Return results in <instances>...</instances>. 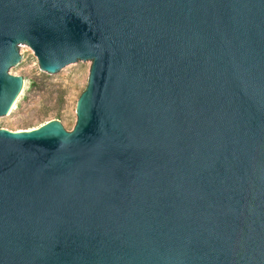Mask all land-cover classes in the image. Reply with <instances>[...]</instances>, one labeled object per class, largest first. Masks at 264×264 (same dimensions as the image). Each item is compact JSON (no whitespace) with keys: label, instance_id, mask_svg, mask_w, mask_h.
I'll return each instance as SVG.
<instances>
[{"label":"water","instance_id":"water-1","mask_svg":"<svg viewBox=\"0 0 264 264\" xmlns=\"http://www.w3.org/2000/svg\"><path fill=\"white\" fill-rule=\"evenodd\" d=\"M21 44L91 65L0 128V264H264V0H0V117Z\"/></svg>","mask_w":264,"mask_h":264},{"label":"rangeland","instance_id":"rangeland-1","mask_svg":"<svg viewBox=\"0 0 264 264\" xmlns=\"http://www.w3.org/2000/svg\"><path fill=\"white\" fill-rule=\"evenodd\" d=\"M18 52L20 60L9 73L21 76L24 86L10 113L0 117V128L30 130L57 119L66 130H72L76 122V102L86 87L91 62L77 61L55 74H47L40 70L28 46L19 45Z\"/></svg>","mask_w":264,"mask_h":264}]
</instances>
